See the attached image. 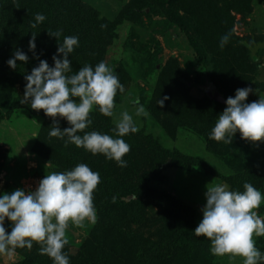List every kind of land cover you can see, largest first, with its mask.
Segmentation results:
<instances>
[{
  "label": "rangeland",
  "instance_id": "374dc122",
  "mask_svg": "<svg viewBox=\"0 0 264 264\" xmlns=\"http://www.w3.org/2000/svg\"><path fill=\"white\" fill-rule=\"evenodd\" d=\"M79 1L92 5L102 17L112 23H117L120 13L131 2ZM177 1L192 6L187 4L192 0ZM249 3L244 11L237 12L231 6L230 15L233 17L232 41L249 50L250 70L247 72L252 82L250 84V79L245 81L241 78L235 82L237 85L234 91L252 87L253 92L247 99L251 103L264 97V0H249ZM156 8L158 9L150 16L149 8H144L147 15H137L134 18L131 16L119 23L114 41L103 50L101 61L115 70L126 90L124 94L117 92L116 115L109 117V122L116 126V119L125 110L134 116L139 131L134 133L137 143L133 147L136 151L131 153L127 167L133 173L141 174L138 181L145 189H151V196L155 195L154 192L171 196L145 198L149 208L147 218L150 221L158 220L161 208L167 203L166 199L175 200L189 208L182 212L193 219L191 228L195 229L203 219L201 209L207 202V186L227 184L231 190L244 191L243 185L248 182L264 193V140L253 142L242 139L239 132L233 138L232 144L209 138L218 119V109L208 105L204 109L206 115L203 113L201 120L195 111L207 90L217 91L214 87L216 85L209 79V73L216 69L217 59L212 60L210 48L204 38L208 31L202 29L203 26H185L191 14L183 9L179 10L183 18L176 22L164 14L162 6ZM192 41L204 48L198 56L191 48ZM4 70L6 69L0 67V89L5 87L8 91L3 94L5 102L0 105V110L7 112L11 104H17L15 100H22L25 90L16 71ZM220 74L222 77L228 72L223 70ZM179 83H185L188 87L183 98L181 89L184 87ZM137 96L149 112L147 117L135 116L136 106L131 101ZM165 96L168 99L161 107L157 103L158 99ZM74 99L79 100L78 97ZM209 114L216 116L212 119L210 128L207 127L210 119H206ZM176 116L184 118L174 126ZM42 120L24 109H18L10 118L0 122V196L11 194L17 189H24L26 192L35 190L47 174L58 172L52 162L30 151V144L35 138L33 136L37 135ZM146 136H150L167 151L158 158L151 154L155 159L149 160V150L146 149V144L143 145ZM140 145L142 150L140 148L137 151ZM175 155H182L189 162L181 165ZM48 163L50 167L46 166ZM149 175L155 177L147 179ZM256 211L264 218V203ZM96 224L97 222H85L83 227L70 225L66 238L72 251H76ZM5 227L9 232L12 230V222L7 218ZM151 230L154 232L155 228ZM203 238L207 240L206 255L210 264H243V258L239 256L231 258L229 255H213L210 251L211 241ZM254 239L256 247L264 253V236H254ZM23 260L25 257L18 248L11 254H0V264H14ZM26 264L35 262L27 258Z\"/></svg>",
  "mask_w": 264,
  "mask_h": 264
},
{
  "label": "trees",
  "instance_id": "16d2710c",
  "mask_svg": "<svg viewBox=\"0 0 264 264\" xmlns=\"http://www.w3.org/2000/svg\"><path fill=\"white\" fill-rule=\"evenodd\" d=\"M2 1L0 67L10 72L16 71L21 77L24 90L27 83L25 76L39 66L40 60H47L50 66H54L52 57L64 37H79V46L68 57L72 62L73 72H78L80 68L89 64L95 68L101 62L105 47L114 41L116 26L119 23L131 16L134 18L137 15H147L143 11L144 8H149L148 16H150L158 6H162L164 14L171 21L175 19L176 22H180L183 18L179 13V10L183 9L191 14L185 26H203L202 29L208 31L204 38L210 48L212 60L217 59L216 69L209 73V79L225 100L229 96H235L234 88L237 85L235 82L239 79L244 78L245 81L250 79L249 83H252L247 72L250 70L249 50L246 47H239L232 41L233 17L230 15L231 6L237 12L244 11L250 4L249 0H189L187 4H191V7L177 0H131L120 13L117 23L102 17L92 5L79 0H0V3ZM37 13L44 14L46 20L33 28ZM49 31H62V35L57 39L50 36ZM33 34L37 45L35 53L29 50V41L33 38ZM224 36H228L229 39L221 48V39ZM191 48L196 56L204 49L193 41ZM17 50L26 53L29 60L26 63L17 61V68L13 69L7 61ZM60 55L62 57L63 54ZM223 70L228 74L221 77L220 72ZM172 82L173 80L169 83ZM183 84L179 83L184 87L181 89L182 98L188 89L185 83ZM7 91L5 87L0 89V105L4 104L3 94ZM15 101L17 104H11L7 112L0 110V122L7 117L10 118L18 109H24L31 115L43 119L37 130V137L30 144V151L52 162L58 172H65L80 163H85L100 174L101 182L93 194L97 224L76 251H72L68 243L65 245L63 251L69 256L70 264H210L206 255L207 240L197 236L191 228L193 219L184 213L189 210L186 205L166 199L167 203L159 213L160 218L150 221L147 218L149 208L146 206L145 198L159 199L171 198V196H165L161 192H154L155 195L151 196V189H145L138 181L141 177L140 173L135 172V174L129 167L119 166L115 160H109L103 154L93 155L74 143L66 144L67 136L63 139L50 136L49 133L54 127V118L45 115L43 109L37 111L32 109L30 104H23L20 100ZM208 105L218 109V117L227 107L226 103L211 100L205 93L203 101L197 104L198 108H194L199 120L203 113L204 116L206 115L204 109ZM179 116H176L174 126L184 118ZM206 117L207 120L210 119V125L207 126L210 128L212 119L216 116L209 114ZM90 118L93 123L84 132L99 131L116 135L112 131L115 126L110 124L108 116L100 113L98 107L90 113ZM56 119L60 120L59 126L62 130L70 127L67 120L59 117ZM84 132L78 134L83 136ZM127 136L123 139L131 146V150L123 159L129 164L131 153L136 151L133 146L137 140H134V133ZM144 142L143 145H147L146 149L150 153L149 160L152 158L151 154L158 158L161 153L167 151L150 136H146ZM140 148L142 150L141 145L137 147V151ZM175 158L181 165L189 162V159L185 161L182 155H177ZM154 177L149 175L147 179ZM155 223L159 225H153ZM152 228H155L154 232ZM40 247L39 243L33 242L31 249L18 248L25 260L14 264H26L27 258L34 260L35 264H53L52 258L40 253ZM27 250L29 253H26Z\"/></svg>",
  "mask_w": 264,
  "mask_h": 264
},
{
  "label": "clouds",
  "instance_id": "9594fccd",
  "mask_svg": "<svg viewBox=\"0 0 264 264\" xmlns=\"http://www.w3.org/2000/svg\"><path fill=\"white\" fill-rule=\"evenodd\" d=\"M45 20L44 14L37 13L33 28ZM49 35L59 39L62 31H49ZM228 39V36L222 37L221 48ZM78 46V36H66L52 57L54 66L40 60L39 66L25 76L27 83L21 103L30 104L37 111L43 109L45 115L54 118L50 136L60 139L67 136L66 144L74 143L93 155L103 154L126 167L123 157L131 146L123 137L139 131L132 114L126 110L119 114L112 130L115 136L99 131L84 132L93 123L90 118L93 109L98 107L100 113L108 117L116 115L115 97L118 91L125 93V86L104 61L95 68L89 64L73 72L68 57ZM36 47L33 34L29 50L35 53ZM28 60L26 53L17 50L7 63L16 69L17 61L26 63ZM252 92L250 86L238 88L234 97L227 98V107L219 114L210 139L232 144L239 132L242 139L264 140V97L248 103ZM77 97L78 101L74 99ZM167 99L165 96L157 103L162 107ZM131 102L136 106L135 116L149 115L138 96ZM57 117L66 119L70 127L62 130ZM81 132L83 136L78 134ZM100 182L99 172L80 163L71 170L47 174L35 190L17 189L0 196V254H11L17 248L31 249L33 242H37L41 245L40 253L52 258L53 264H70L69 256L63 251L68 243L66 232L70 225L83 227L85 222H97L93 194ZM243 188L244 191L231 190L227 184L219 183L207 186V202L201 209L203 219L194 232L211 241L213 255L239 256L243 264H264V253L256 247L254 239V236H264V218L256 211L264 203V193L248 182ZM6 218L12 222L10 232L5 227Z\"/></svg>",
  "mask_w": 264,
  "mask_h": 264
},
{
  "label": "water",
  "instance_id": "95a60500",
  "mask_svg": "<svg viewBox=\"0 0 264 264\" xmlns=\"http://www.w3.org/2000/svg\"><path fill=\"white\" fill-rule=\"evenodd\" d=\"M207 95L212 99V100H215L219 103H225V98L223 97L222 94H220L218 91H206Z\"/></svg>",
  "mask_w": 264,
  "mask_h": 264
}]
</instances>
